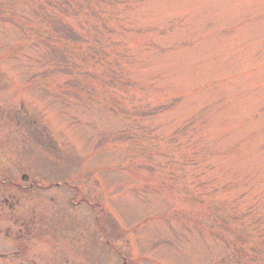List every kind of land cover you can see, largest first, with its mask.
I'll list each match as a JSON object with an SVG mask.
<instances>
[{"label": "rangeland", "instance_id": "rangeland-1", "mask_svg": "<svg viewBox=\"0 0 264 264\" xmlns=\"http://www.w3.org/2000/svg\"><path fill=\"white\" fill-rule=\"evenodd\" d=\"M35 1L0 0V229L18 234L17 218L42 220L31 256L57 260L28 264H123L115 249L135 264H264L249 246L235 253L233 234L209 232L214 213L264 212V0L103 2L111 31L99 37L124 53L121 88L106 85V53L88 72L50 79L48 49L29 47L41 41L30 38ZM73 79L90 83V101L76 97ZM157 105L155 116L138 113ZM24 172L47 178L27 193L4 188ZM10 249L1 235L0 253ZM19 259L0 255V264H26Z\"/></svg>", "mask_w": 264, "mask_h": 264}, {"label": "trees", "instance_id": "trees-1", "mask_svg": "<svg viewBox=\"0 0 264 264\" xmlns=\"http://www.w3.org/2000/svg\"><path fill=\"white\" fill-rule=\"evenodd\" d=\"M45 1L44 3L40 2L38 7L35 8V15L41 23H45L48 26L44 34V43L51 52L49 71L74 73V71L79 69H87L90 65L89 61H99L102 58V47L98 45L101 39L99 34L105 28L110 31V19L101 16V13L105 12V8L101 5L105 2L106 4L116 6L117 3H120L119 0L117 2L114 0ZM82 14L83 17H81ZM89 24H91L90 27H88ZM82 43L86 44L85 48L82 47ZM77 47H79L78 50ZM76 51H78L77 54H81V64L74 61L73 56ZM114 72L116 73V70ZM117 80L115 76H112L113 82ZM75 85L83 89L87 88L86 82L84 83V87L81 85V82L75 83ZM78 97L80 98L79 95ZM212 157L203 155V164L215 163ZM226 187L228 186L225 183L221 187L212 186L206 189L203 188V195L210 196L219 191V189H226ZM215 210L218 211V208ZM253 212H256L254 206L244 213L240 212V209L234 210L225 216L214 213V217H212L214 226L210 227L209 232L221 239H226L227 234H233L235 240L233 242L228 240L227 242L232 245L235 253L244 252V254L248 255L249 246L253 254H255L252 255L253 258L258 261L260 257H264V212L261 214L257 213V217H252L254 223L253 221L249 223L245 217H250ZM251 227H253L251 229L253 233L250 232ZM250 235L259 236L261 240L252 239ZM244 244L248 245L245 246Z\"/></svg>", "mask_w": 264, "mask_h": 264}, {"label": "flooded vegetation", "instance_id": "flooded-vegetation-1", "mask_svg": "<svg viewBox=\"0 0 264 264\" xmlns=\"http://www.w3.org/2000/svg\"><path fill=\"white\" fill-rule=\"evenodd\" d=\"M13 183H14V184H18V183H16L15 181H13ZM3 186H4V188H7V189H12V188H14V186H7V185H5V183H4ZM14 194H15V193H14ZM14 194L11 195L10 197H7L6 201L10 203V201H11L10 198L15 197ZM21 236H22V235H17V236H16V239L21 238ZM14 237H15V235H14ZM21 252H23V251L20 250V249H17V250L15 251V253H16L17 255L21 254ZM23 253H24V252H23Z\"/></svg>", "mask_w": 264, "mask_h": 264}]
</instances>
